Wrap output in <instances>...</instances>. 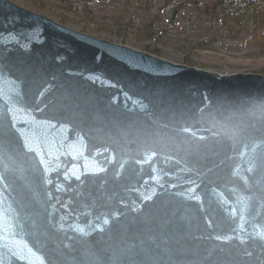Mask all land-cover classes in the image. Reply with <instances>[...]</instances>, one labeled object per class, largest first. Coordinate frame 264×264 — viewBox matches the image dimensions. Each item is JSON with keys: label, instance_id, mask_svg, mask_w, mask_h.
Instances as JSON below:
<instances>
[{"label": "water", "instance_id": "water-1", "mask_svg": "<svg viewBox=\"0 0 264 264\" xmlns=\"http://www.w3.org/2000/svg\"><path fill=\"white\" fill-rule=\"evenodd\" d=\"M0 264H264V76L0 0Z\"/></svg>", "mask_w": 264, "mask_h": 264}, {"label": "trees", "instance_id": "trees-1", "mask_svg": "<svg viewBox=\"0 0 264 264\" xmlns=\"http://www.w3.org/2000/svg\"><path fill=\"white\" fill-rule=\"evenodd\" d=\"M70 1H65L68 11L82 12L92 21L102 12L101 18L117 25L126 24L128 30L139 28L149 39H192L195 44L191 49L197 51L238 53L258 49L264 52V0ZM98 5L103 7L98 9ZM147 51L156 54L154 47Z\"/></svg>", "mask_w": 264, "mask_h": 264}, {"label": "rangeland", "instance_id": "rangeland-1", "mask_svg": "<svg viewBox=\"0 0 264 264\" xmlns=\"http://www.w3.org/2000/svg\"><path fill=\"white\" fill-rule=\"evenodd\" d=\"M8 1L68 29L152 55L174 65H184L221 76L263 75L264 72V52L258 49L238 53L197 51L191 49L195 44L192 39L187 40L183 37L149 39L148 34L139 28L128 30L126 24L117 25L101 18L102 12L95 20H88L82 12L68 11V6L65 4L67 0ZM73 7L75 4H72ZM102 7L103 5H98V9ZM151 47H154L155 55L148 53L147 50Z\"/></svg>", "mask_w": 264, "mask_h": 264}]
</instances>
